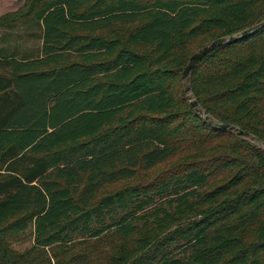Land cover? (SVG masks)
Wrapping results in <instances>:
<instances>
[{"label":"trees","instance_id":"16d2710c","mask_svg":"<svg viewBox=\"0 0 264 264\" xmlns=\"http://www.w3.org/2000/svg\"><path fill=\"white\" fill-rule=\"evenodd\" d=\"M23 1L10 21L41 44L0 51V264H264V148L198 117L181 79L264 0ZM191 88L264 141V29L207 55Z\"/></svg>","mask_w":264,"mask_h":264},{"label":"rangeland","instance_id":"374dc122","mask_svg":"<svg viewBox=\"0 0 264 264\" xmlns=\"http://www.w3.org/2000/svg\"><path fill=\"white\" fill-rule=\"evenodd\" d=\"M25 2L23 0H0V35L3 39L8 37L12 45L3 43L1 52L3 55H14L18 58H30L36 56V49L40 46V27L31 20H17L11 22L25 12ZM11 33V34H10ZM16 40V44L13 41ZM166 167L153 171L149 174H140L135 179L120 182L106 187L101 195L113 193L126 187L135 186L158 177ZM34 233L30 228L27 232L15 235L9 239L12 249L18 253H25L33 246Z\"/></svg>","mask_w":264,"mask_h":264},{"label":"water","instance_id":"95a60500","mask_svg":"<svg viewBox=\"0 0 264 264\" xmlns=\"http://www.w3.org/2000/svg\"><path fill=\"white\" fill-rule=\"evenodd\" d=\"M262 29H264V20L261 23L254 25V26H252V27H250V28H248V29L236 34V35L220 38V39L212 42L211 44L203 47L202 49H200L197 53H195L189 59V62H188L187 66L185 67V69L182 73L181 79L183 82V89H184L186 99H187L190 107L192 108V110L194 111V113L198 117L203 119L206 123H208L212 127L234 133L238 137H240L242 139L249 140L253 143H258L264 148V141L258 139L253 134H251L247 131H244L241 128L234 126L232 124L217 123L213 119V117L200 105L199 101L197 100V98L193 94L192 88H191L192 73L195 71L198 64L207 55H209L210 53H212L213 51H215L216 49H218L224 45H228V44L234 43V42H236L242 38L251 36L252 34H254V33H256Z\"/></svg>","mask_w":264,"mask_h":264},{"label":"crops","instance_id":"0c3cea01","mask_svg":"<svg viewBox=\"0 0 264 264\" xmlns=\"http://www.w3.org/2000/svg\"><path fill=\"white\" fill-rule=\"evenodd\" d=\"M3 43H9L10 45H12L11 40H10L9 37L7 39H3V36L0 35V51L2 49ZM13 43L16 44V40H14Z\"/></svg>","mask_w":264,"mask_h":264}]
</instances>
